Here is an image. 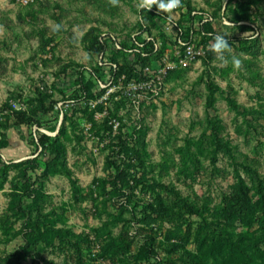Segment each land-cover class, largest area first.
I'll return each instance as SVG.
<instances>
[{"label": "rangeland", "instance_id": "rangeland-1", "mask_svg": "<svg viewBox=\"0 0 264 264\" xmlns=\"http://www.w3.org/2000/svg\"><path fill=\"white\" fill-rule=\"evenodd\" d=\"M102 1L104 6L100 9L98 7L101 6L98 3L102 5ZM102 1L40 0V3L28 9L20 7L17 0H0V109L7 102L11 104L22 102L27 106L29 100L37 96V89L48 92L56 101L67 97L70 99V96L77 90L72 86L74 75L71 72H68L67 76L64 75L61 72L62 67L71 61L87 67H95L101 60L99 57L89 56L84 51L81 42L78 46L73 43L74 34L79 36L83 33L84 35L91 26L95 25L94 18L107 23H101L105 32H111V28L117 30L113 32L115 35L135 31L139 18L129 6L120 2L118 6L113 7L107 3L108 0ZM136 3L137 0L134 2L135 7ZM193 4L201 9L213 11L206 4V0H193ZM260 7V15L256 23L245 22V24L258 28L260 33L257 37L261 39L260 50L262 52L259 55L258 53L245 54L236 45L232 46V54L238 56L242 62L243 59L257 56V65L261 72L258 82L261 87L249 85L230 63L222 65L216 59L211 62L210 68L204 66L202 59L191 66L190 70L174 75L168 81V91L162 101L153 105L154 109L150 107L148 116L146 114L148 119L146 120L148 125L146 169L136 166L137 162L130 147L122 155L121 153L117 155L121 156V159L125 156L128 159L127 163L135 166L129 172L132 176L136 174V178H129L125 191L117 195L112 193V190H108L111 187L107 189L108 191L103 188V183L116 171L112 167L106 168L110 148H104L101 153H93L91 149L93 143L89 141L86 144H80L76 140L75 136L80 134L81 129H84L87 118L82 113H77L75 117H71L73 118L71 121L64 125L66 138L63 136V140L67 147L68 166L78 178L77 186L83 190L86 199L76 200L73 185L67 176L53 175L45 182L47 200L43 204V214L57 211V215L63 216V222L57 223L56 228L70 229L77 235L93 234L95 228L103 229L106 222L117 219L116 225L111 229V236L118 244L131 242L129 250L116 256H106L97 260L90 256V249L85 247L83 252L87 262L91 264H159L162 260L168 259L171 262L164 260L163 263L183 264L180 261L181 255L196 252L194 234L200 230L203 218L188 214L179 215L183 211L180 206L173 205L175 197L169 196V190L176 189L181 192L184 198L199 209L207 207L214 211V209L220 210L224 207L226 197L235 182L233 168L230 166L229 159L223 154L219 155L217 170H213L210 164L211 158L206 151L204 133L208 90L204 83L197 81L200 76L205 75L204 80H207L208 74L205 73L208 71L211 78L222 89L233 94L239 104L249 109H259L260 105L264 106V3L253 9V13H258ZM44 10L45 12H41ZM52 13L58 20L51 17ZM173 17L176 21L180 19L178 15ZM220 22L221 19H218L217 28L220 34H224L228 29L222 27ZM56 24L62 25L59 33L53 32ZM252 33L250 30L244 35ZM46 42L49 43L47 46ZM215 99L211 115L218 117L221 121L224 136L231 141L232 145L237 146L241 153L256 161L255 166L260 169L264 177V117L254 116L256 124L255 126L250 125L249 129L247 118L233 111L222 94H216ZM4 113L5 110H0V134L5 132L9 140V146L4 151L6 160L17 163L29 159L34 149L28 145L26 139L31 133L34 134L35 127L30 129L25 125H10L11 127L6 130L3 126L9 122L8 116ZM54 116L51 115L49 119L54 121L56 117ZM73 121L77 122V126L79 125L80 129L77 132L73 131ZM79 136L83 137V134ZM188 146L200 162L198 170H188L184 165L188 159V154H186L189 150ZM23 155L27 156L12 161ZM40 162L43 164L42 169L45 168L46 160L41 159ZM16 174L15 170H11L8 173L7 183L0 190V219L5 217L12 204L10 195L13 185L11 181ZM242 175L249 182V177L245 173ZM145 177L148 180L158 181L160 186L156 191L161 193L170 209L175 211V217L179 215L174 221L140 220L144 202L153 203L155 201L153 189L150 190L143 182ZM95 184H99L100 187H98L96 204L90 197V190ZM154 185L155 183L152 182V186ZM119 187L120 184H118ZM28 204L31 205V202ZM208 215L206 213V217ZM28 220V217H24L15 222L11 233L6 235L0 229V259L6 254L15 253L20 246L25 244L21 234ZM36 220L37 214L35 213L32 221ZM218 229L222 236L232 237L235 233L242 232L243 228L237 224L234 228L225 229L224 222L221 220V226ZM102 234H105L104 237L107 236L106 231ZM250 235L254 240L258 238L255 229ZM149 237L154 240L152 246L155 254L153 256H149V247H152ZM174 244L180 247L174 252L166 250L167 246ZM39 247L45 250V258L48 261L56 264H75L74 249L68 248L65 252H61L47 243ZM224 255L226 264H242L238 253L226 250ZM23 264H32V262L23 261Z\"/></svg>", "mask_w": 264, "mask_h": 264}, {"label": "trees", "instance_id": "trees-1", "mask_svg": "<svg viewBox=\"0 0 264 264\" xmlns=\"http://www.w3.org/2000/svg\"><path fill=\"white\" fill-rule=\"evenodd\" d=\"M120 2L129 6L139 18L138 27L135 28L133 33L115 35L113 32L117 30L114 28H111L112 33L105 32L101 25L103 21L94 18L93 23L95 25L91 26L81 38V45L89 56L99 57L103 55V60L109 61L113 67L116 66V68L112 67L111 71V75L115 77L126 75L128 79L136 78L142 80L145 77L143 74L144 69L153 66L167 49H171L176 45L182 46L181 43L186 44L188 42L208 47L206 57L203 58V64L205 67L210 68L211 62L215 60V54L211 50V43L213 37L220 34L217 28L218 19H221L219 24L228 29L226 33L221 35H224L228 39L231 46L238 45L241 52L245 54L258 53L259 55L262 52L260 50L262 42L257 37V34L260 33L258 28L246 25L245 22L248 24L256 23L261 7L258 9V13H253V9L262 5L264 0H229L228 2L227 0H206V4L213 9L212 12L209 9H201L195 6L193 0H183V7L179 10L180 19L178 21L172 20L175 28L179 31L180 44L173 42L172 38L162 29L163 24L169 22L165 19L166 14L158 12L157 9L154 12H138L134 6L135 0H120ZM36 3H40V0H37ZM36 3L27 8L34 7ZM103 3V1L102 5L98 3L101 6L98 8L103 9ZM107 3L109 2L107 1ZM226 3L227 5L225 6ZM41 12H45V10ZM194 13L196 14L194 15ZM51 17L58 20L54 14ZM224 20H229L234 26H226ZM103 23L107 24L105 21ZM250 30L253 32L251 35H244ZM41 36H43V33H41ZM150 37L154 41L147 42V39ZM157 41L161 42V47L156 51L155 43ZM48 44L47 42L45 43L46 46ZM132 49H136L138 53L131 55L129 51ZM257 61V56L251 57V59H243L244 64L238 71V74L249 85L261 87V84L258 82L261 72ZM101 63L103 61H99L95 67H87L71 61L62 67L61 72L64 75L67 76L68 72L74 75L72 86L77 88V90L70 96V100H79L82 97H86L89 101H94L104 94V91L98 92L99 82H107V75ZM187 70H178L171 73L168 81L177 73ZM205 74H208V79L204 80L206 75L200 76L197 82L204 83L208 90L206 129L204 132L207 146L206 151L211 158L210 164L213 170H217L216 165L220 154L229 159L230 166L233 168L235 182L231 186L229 195L226 197L224 207L220 210L214 209V211L207 207L199 209L195 204L184 198L181 192L176 189L169 190V196L175 197L173 205L176 207L180 206L181 211H183L179 215L188 214L203 218L200 230H197L194 234V249H196V252L181 255L180 261L183 264H226L224 252L227 250L231 253H238L242 264H264V177L260 169L255 166L256 161L250 159L248 155L241 153L237 146L232 145L231 141L226 139L221 121L218 117L211 115L214 110L215 97L218 93L223 95L233 111L247 118L249 126L247 127L249 129L251 128L250 125L255 126L256 124L253 119L254 116H259V118L264 117V106L260 105L259 109H249L239 104L237 99L233 97V94L222 89L211 78L212 76L208 71ZM57 102L48 92L37 89V96L29 100L26 111H13V113L7 115L9 124L3 126L6 130L11 127L10 125H25L30 129L34 127L38 128L36 136L31 133L26 139L28 145L34 149L29 159L17 163H7L3 160L1 151L7 149L9 140L5 132L0 134V169L2 168L0 190L8 181V173L11 170H15L17 173L11 181L13 185L10 195L12 204L9 206V211L5 217L0 219V229L6 235L11 233L15 222L22 220L24 217H28L29 219L21 234L25 240V244L20 246L19 250L15 253L4 255L0 259V264H23V261H31L32 264H56L45 258V250L39 247L44 243L59 249L61 252H65L68 248L74 249L73 251L76 256L75 264H91L85 260L83 252L85 247L88 250L90 249L91 236H94L97 243L102 245L101 253L95 260L106 256H116L121 252L129 250L131 247L130 241L118 244L115 238L111 236V229L116 225L117 219L106 222L103 229L95 228L93 234L82 233L77 235L70 229L56 228L57 223L63 222V216L57 215V211H52L46 215L43 214V204L47 200V194L44 189L45 182L53 175L63 174L67 176L73 185L76 200L81 201L86 199L83 195V190L77 186L78 178L68 166L67 147L63 140V136L66 138L64 135V125L73 119L71 117H75L77 113H82L83 116L93 123L92 132L103 141L108 137L110 138V135L108 136L107 133L111 129L109 126L111 119L119 118L120 109L126 108L124 99L119 102L111 100L112 110L102 122L94 120V113L102 111L103 104L92 110V112H90L89 108L79 109L66 118L56 136H50L41 132L40 129H44L50 133L57 131L58 115L54 110V104ZM154 108L155 106L152 105L151 109ZM149 109L145 112L147 116ZM0 110H12V104L7 102ZM51 115L56 116H54V121L49 119ZM147 116L145 115V118L141 121L143 125L142 131L136 133L137 137L133 143H128L123 136L124 134H118L105 147L110 148L106 168L110 169L112 167L116 171L113 176H110L106 180L107 182L103 183L104 189L107 190L111 187L108 190H112V193L118 195L119 192L127 189L129 178H136V174L132 176L129 172L134 165L129 162L127 163L128 159L125 156L122 159L120 158L121 156H117L120 153L122 155L129 147L132 149V155L135 156L136 166L146 169ZM125 127L127 128V125ZM78 129H80L79 125L77 126V122L73 121V131L77 132ZM83 131L84 129H81L79 135ZM79 135H76L75 138L80 144H83L84 136ZM128 136L132 138V134ZM188 148L189 150L186 152L188 159L184 165L188 170H198L200 162L197 156L191 153L190 146ZM37 153H39L38 156H36ZM41 159L46 160L45 168L43 169V164L40 162ZM242 173H245L249 177V182L243 177ZM146 178H143V182L150 190L153 189L155 201L153 203L144 202L143 209L140 212V220L143 219L148 222L157 219L169 222L174 221L179 215L175 217V211L170 209L161 193L156 191L160 186L158 181ZM152 182L155 183L154 186H152ZM118 184H120L119 188ZM98 187L99 184H95L94 188L90 190V197L93 199L92 202L94 204L98 201ZM29 202H31V205L28 204ZM134 205L137 204L134 203ZM35 213L37 214V220L32 221ZM206 213L209 214L207 217ZM51 216L56 217L53 218ZM221 220L224 222L225 229L234 228L239 224L243 228L242 232L235 233L232 237L222 236L221 231L218 229L221 226ZM127 223L129 224V222ZM254 229L258 236L256 240L250 235ZM103 231H106V237H104L105 234H102ZM149 239L151 246L152 244L154 245V240L150 237ZM179 247L177 244L169 245L166 247V250L174 252ZM149 249V256H153L155 254L153 246L149 247ZM164 260L168 263L171 262L168 259ZM164 260L159 262V264H164Z\"/></svg>", "mask_w": 264, "mask_h": 264}, {"label": "built area", "instance_id": "built-area-1", "mask_svg": "<svg viewBox=\"0 0 264 264\" xmlns=\"http://www.w3.org/2000/svg\"><path fill=\"white\" fill-rule=\"evenodd\" d=\"M36 1L37 0H17V4L22 8H27L36 3ZM155 9L156 8L154 7L151 11L154 12ZM195 14L196 13H194V15ZM172 20L175 21L174 19ZM162 29L172 38L173 42L181 43L179 31L175 28L173 22L163 24ZM151 41H154L152 37L147 39V42ZM181 44L182 46L176 45L171 49H167L153 66L146 67L143 73L146 78L144 77L142 80L136 78L128 79L126 75H121L120 77L111 75L113 65L109 61L103 60V55L99 56L101 59L100 62L103 61L101 66L107 75V82H99L98 92L104 91V94L94 101H89L86 97H82L79 100L62 99L58 101L54 104V110L58 115L59 123L57 131L55 133H50L44 129H40V131L50 136L57 135L59 127L62 126L66 118L71 116L74 111L89 108L90 112H92V110L96 109L101 104H103V110L94 113V120L102 122L112 110L113 106L110 101L119 102L124 99L126 108L120 109L119 118H112L109 122L111 129L107 135H110V138L108 137L101 141L92 132L93 123L88 119H86L82 134L84 136L85 144L89 141L93 143L91 148L93 153H101V151L109 144L110 140L118 136V134H124L123 136L127 142L133 143L137 137L136 133L142 131L143 125L141 121L145 118L146 110L152 105L159 104L168 91L167 86L170 74L178 70L190 69L191 66L206 57L208 47L205 45H196L194 42ZM160 47L161 42L157 41L155 43L156 51ZM129 53L134 55L135 53H138V51L132 49ZM113 68H116V66ZM21 103H12V110L5 111L4 114L8 115L13 113V111H26L27 106L24 105V103ZM146 120L148 121L147 118ZM126 125L127 128L125 127ZM37 130L38 128L35 127L34 136H36ZM129 134H132V138L128 136ZM3 160L5 159L3 158ZM6 162L8 163V161ZM90 243V256L93 259H96L101 253L100 244L97 243L93 236L90 237Z\"/></svg>", "mask_w": 264, "mask_h": 264}, {"label": "clouds", "instance_id": "clouds-1", "mask_svg": "<svg viewBox=\"0 0 264 264\" xmlns=\"http://www.w3.org/2000/svg\"><path fill=\"white\" fill-rule=\"evenodd\" d=\"M109 4L113 7L119 5L120 0H108ZM156 8L158 12L166 14L165 19H167L170 23L172 22L174 15H179V10L182 9V0H137L136 8L138 12L142 11H151L153 8ZM224 24L228 27H233L234 25L229 20H224ZM62 30L61 24H56L53 32L59 33ZM83 33H80L79 36L74 34L73 43L75 45H79ZM211 50L215 54L216 61L220 62L222 65H227L231 63V66L239 71L243 62L238 57L233 55V48L229 44L228 39L225 38L224 35L217 34L213 37L211 43ZM56 136V135H55Z\"/></svg>", "mask_w": 264, "mask_h": 264}, {"label": "crops", "instance_id": "crops-1", "mask_svg": "<svg viewBox=\"0 0 264 264\" xmlns=\"http://www.w3.org/2000/svg\"><path fill=\"white\" fill-rule=\"evenodd\" d=\"M178 17L180 18V15H178ZM175 17H173V19H174ZM175 21H176V19H174ZM6 149H4V150H2L1 151V153H2V157L6 160L7 158L4 156V151H5ZM27 155H23V156H21V157H17V158H15L14 160H12V161H17V160H19V159H23V158H25ZM9 160V159H8ZM7 161V160H6ZM10 162H11V160H9Z\"/></svg>", "mask_w": 264, "mask_h": 264}, {"label": "water", "instance_id": "water-1", "mask_svg": "<svg viewBox=\"0 0 264 264\" xmlns=\"http://www.w3.org/2000/svg\"><path fill=\"white\" fill-rule=\"evenodd\" d=\"M228 1V0H227ZM53 136H55V135H53Z\"/></svg>", "mask_w": 264, "mask_h": 264}]
</instances>
